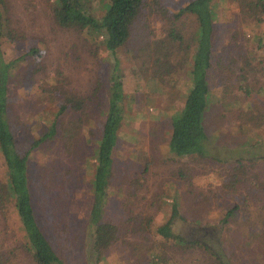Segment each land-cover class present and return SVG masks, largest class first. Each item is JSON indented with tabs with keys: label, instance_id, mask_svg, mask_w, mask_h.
I'll use <instances>...</instances> for the list:
<instances>
[{
	"label": "rangeland",
	"instance_id": "rangeland-1",
	"mask_svg": "<svg viewBox=\"0 0 264 264\" xmlns=\"http://www.w3.org/2000/svg\"><path fill=\"white\" fill-rule=\"evenodd\" d=\"M100 1L83 4L100 16ZM190 1L147 0L117 67L100 38L56 21L53 0H7L14 36L1 43L5 57L42 53L37 61L20 60L11 83L10 121L21 148L48 129L69 97L85 100L80 128L71 130L77 120L65 115L69 131L30 154L39 220L65 264H264L263 7L217 0L225 60L210 75L211 147L206 157H175L171 117L192 87L198 30L193 14H175ZM115 91L123 94L124 119L103 218L118 226V238L94 255L88 222L95 149ZM3 196L0 187V264H36L18 213ZM174 203L179 239H163L156 229Z\"/></svg>",
	"mask_w": 264,
	"mask_h": 264
},
{
	"label": "trees",
	"instance_id": "trees-1",
	"mask_svg": "<svg viewBox=\"0 0 264 264\" xmlns=\"http://www.w3.org/2000/svg\"><path fill=\"white\" fill-rule=\"evenodd\" d=\"M84 0H53L54 16L63 27L80 28L92 38H100L104 49L115 57L114 65L120 67L121 60L117 53L127 42L131 29L135 25L147 0H101L103 13L98 16L88 12ZM242 6L253 10L255 6L263 7L264 0H242ZM217 0H192L181 8L175 17L193 14L198 22L196 48L192 54L190 76L192 87L186 96L183 107L171 117V134L168 141L169 150L175 157L201 156L209 154L211 144L207 133V116L211 108L210 75L213 69L221 66L225 60L220 55ZM261 21V18H258ZM169 36L181 39L177 29H170ZM7 10V0H0V156L4 169V177L0 179L1 192L6 200L14 206L18 213L21 227L27 241V249L32 253L36 264H65V261L53 247L47 232L40 223L36 206L37 194L33 188V177L30 154L34 149L52 145L61 139L64 130H68L64 116H75L77 121H71L81 127L82 112L85 100L69 97L61 104L48 129L37 138H33L25 150L18 144L16 133L10 121V90L14 70L20 60H40L37 49H31L25 55L15 59H7L1 43L7 36L13 37ZM108 102L102 123V134L95 149L96 166L94 170L92 192L93 203L89 214L90 253H101L103 248L114 244L118 238V226L109 220H104V210L108 202V186L114 169L113 152L115 151L119 130L124 119L123 94L116 91ZM237 207L231 208L224 223L235 213ZM180 217L177 204L172 207L171 216L156 229L163 239H179L175 232L176 217ZM229 217V218H228ZM220 262L221 259L213 253ZM222 262V261H221Z\"/></svg>",
	"mask_w": 264,
	"mask_h": 264
}]
</instances>
